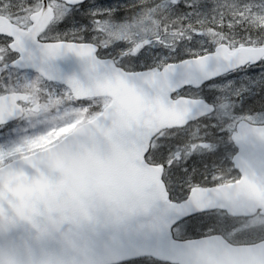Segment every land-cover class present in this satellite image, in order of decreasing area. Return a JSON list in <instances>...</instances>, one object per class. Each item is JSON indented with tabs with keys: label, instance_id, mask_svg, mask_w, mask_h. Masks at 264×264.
I'll return each mask as SVG.
<instances>
[{
	"label": "snow or ice",
	"instance_id": "1",
	"mask_svg": "<svg viewBox=\"0 0 264 264\" xmlns=\"http://www.w3.org/2000/svg\"><path fill=\"white\" fill-rule=\"evenodd\" d=\"M0 264H264V0H0Z\"/></svg>",
	"mask_w": 264,
	"mask_h": 264
}]
</instances>
